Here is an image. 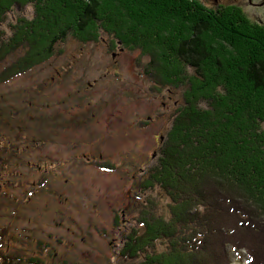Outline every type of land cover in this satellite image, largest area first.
<instances>
[{"label":"trees","instance_id":"obj_1","mask_svg":"<svg viewBox=\"0 0 264 264\" xmlns=\"http://www.w3.org/2000/svg\"><path fill=\"white\" fill-rule=\"evenodd\" d=\"M18 5L35 13L10 23ZM107 35L124 50L166 60L163 67L152 61L146 76L159 92L181 87L184 94L159 165L137 187L161 192L171 220L137 221L122 258L229 264L218 252L227 238L236 255L247 245L245 264H264V228L253 214L264 212V24L239 6L211 9L198 0H0V66L19 54L0 72V86L62 55L59 45H97ZM110 163L99 166L116 170ZM4 235L0 264H46L2 248Z\"/></svg>","mask_w":264,"mask_h":264},{"label":"rangeland","instance_id":"obj_2","mask_svg":"<svg viewBox=\"0 0 264 264\" xmlns=\"http://www.w3.org/2000/svg\"><path fill=\"white\" fill-rule=\"evenodd\" d=\"M198 1L211 9L239 6L264 24V0ZM14 10V24L35 13L33 5ZM84 46L75 40L59 45L62 55L0 86L1 247L46 264H139L122 258L125 240L142 218L167 222L171 213L161 192L137 187L145 171L159 165L184 94L181 87L159 92L161 85L148 79L152 61L167 62L158 56L124 50L108 35ZM109 162L117 169L100 168ZM254 211L264 228V212ZM221 239L222 260L245 264L247 245L236 255L232 242Z\"/></svg>","mask_w":264,"mask_h":264}]
</instances>
